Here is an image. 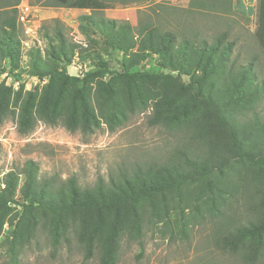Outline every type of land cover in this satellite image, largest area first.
<instances>
[{"label": "trees", "instance_id": "16d2710c", "mask_svg": "<svg viewBox=\"0 0 264 264\" xmlns=\"http://www.w3.org/2000/svg\"><path fill=\"white\" fill-rule=\"evenodd\" d=\"M142 1L45 0L49 7L90 12L78 16V29L88 44L69 43L56 23L51 34L43 25L48 41L46 58L39 49L31 50L28 73L59 78L49 79L42 89L18 91L14 95L9 87L0 83V123L11 113L15 115L16 128L21 134L29 133L39 121L48 125L59 121L70 132L89 133L101 120L110 125L120 122L117 116L123 115V111L117 109L120 102L133 112L134 106L144 100L143 89L148 91L143 83L161 77L176 81V84L162 86V97L154 94L157 99L152 104L148 124L169 127L195 114L183 130L196 144L177 145L162 162L136 166L126 172L122 170L108 175L107 180L97 177L90 187H80L75 177L59 183L53 179L41 183L37 179V164L32 160H26L18 171L10 169L0 179V237L4 225L9 227L6 239L9 255L4 264H19L17 248L31 240L38 225L48 233L53 250L72 234L85 258L96 253L98 264H117L123 235L140 243L145 220L155 225L170 224L166 216L169 196L182 197L192 185L198 194L213 193L217 190L214 176L224 168L231 169L232 162L246 161L250 169H255L257 158L264 157V124L256 111L264 87L254 81L251 64L236 68L232 64L226 66L234 43L225 41V33L210 43L201 39L193 46L188 40L178 41L172 31H163L151 24L135 29L128 22L95 15L116 4ZM18 3L19 0H14L6 5L13 15L0 23V60L9 58L14 68L20 60ZM93 38H98L101 51L118 50L124 55L123 72L117 80L98 81L94 101L90 96L89 80L97 74L103 75L107 69L102 65L100 50L91 46L96 43ZM260 44L264 47V29ZM76 53L80 60L97 61L100 68L88 72L84 78L68 76L66 66ZM148 54L160 57V67L168 73L150 75L129 71ZM57 64L62 67L61 71ZM195 70L200 71L199 76ZM174 72L192 74L190 81L176 80L171 74ZM150 94L153 96L152 92ZM247 110L252 117L242 121L238 115ZM247 171L244 170L243 177L246 182L232 180L231 183L239 185L242 193L248 192L244 207L249 218L241 221L233 216L224 217L214 233V243L221 250L253 262L264 255V171L250 174ZM237 173L238 178L244 175L240 170ZM19 175L23 182L18 187ZM16 191L23 209L12 216L14 208L10 205L17 202ZM178 213L184 214L180 210ZM187 226L189 221L177 228L186 233Z\"/></svg>", "mask_w": 264, "mask_h": 264}, {"label": "rangeland", "instance_id": "374dc122", "mask_svg": "<svg viewBox=\"0 0 264 264\" xmlns=\"http://www.w3.org/2000/svg\"><path fill=\"white\" fill-rule=\"evenodd\" d=\"M13 1L0 0V23L5 17L13 15L12 10L6 7ZM34 1L19 0V3L27 2L32 7L25 21L29 20L38 31L36 39L29 42V48L22 47L24 52L29 54L37 48L46 58L48 41L44 37L42 26L45 25L51 34L55 23L62 28L69 43L76 42L83 46L88 44V40L78 29V16L90 13L88 10L49 7L45 5V0ZM95 15L128 22L135 29L151 24L160 30L172 31L178 41L188 40L193 46L201 39L210 43L225 33V41L234 43L226 66L232 64L236 68L251 64L254 81L264 87V47L260 44V34L264 29V0H144L127 5L116 4L96 12ZM93 39L96 43H91V46L99 51V40ZM100 53L102 65L107 72L103 75L97 74L89 80L92 101L96 96L94 89L98 81L117 80L124 70L122 52L100 50ZM2 60L0 70L3 67H13L9 58ZM28 60L30 61V57ZM160 61L157 55L148 54L129 71L150 75L168 73V70L160 67ZM96 62L80 60L76 53L66 66V73L68 76H72L69 74L71 73L84 78L88 72L100 68ZM57 65L58 68L59 64ZM58 69L61 71L62 67ZM194 72L197 76L200 75L199 70ZM171 74L182 83H188L192 75L179 72ZM57 78L59 77L54 76L52 79L51 76L48 81ZM175 84L176 81L161 77L157 81L149 79L142 85L148 89L147 92L144 89L142 91L144 100L134 106L133 112L120 102L117 107L123 111V115H117L120 122H111L110 125L101 120L100 125L89 133L80 130L70 132L59 121L54 125L39 121L29 133L21 134L16 128L15 115L10 113L0 123V179L10 169L18 171L26 160H32L37 164V179L41 183L52 179L59 183L75 177L80 187H90L97 177L107 180L108 175L118 174L122 170L126 172L136 166L162 162L172 154L177 145L185 142L195 145V140H191L183 130L186 122L196 117L195 114L187 120L180 119L182 121L178 124L174 123L169 127L148 124L149 115H152V104L157 99L154 94L158 93L162 97L161 87ZM256 111L264 124V93L257 103ZM238 116L242 121L252 117L248 110ZM256 163L255 170L250 169L251 165L246 161L232 162L231 169L224 168L222 173L214 176L217 190L213 193L198 194V190L192 185L182 193V197L169 196L166 216L170 224L155 225L145 220L140 243L133 237L123 235L120 239L117 264H264V255L257 261L247 262L238 254L221 250L214 243V233L224 217L233 216L241 221L249 218L244 207L248 192L242 193L243 189L231 181H243L244 170H248V174L252 171H264V157L257 158ZM238 170L244 174L241 178H238ZM22 182V176L19 175L18 187ZM244 182L246 181L242 183ZM14 198L17 202L10 205L14 208L12 216L15 213L20 214L23 209L18 201V191ZM179 210L184 214L180 215ZM218 211L220 213L217 214ZM188 221L186 233L177 228ZM8 228L4 225L0 237V264H4L9 255V244L6 241ZM17 254L19 264H98L96 253L92 257H84L83 250L72 234H68L67 240H63L58 249L53 250L49 235L41 225L37 226L29 242L17 248Z\"/></svg>", "mask_w": 264, "mask_h": 264}, {"label": "built area", "instance_id": "2783aa9c", "mask_svg": "<svg viewBox=\"0 0 264 264\" xmlns=\"http://www.w3.org/2000/svg\"><path fill=\"white\" fill-rule=\"evenodd\" d=\"M17 9V24L20 29V46L21 54L20 60L17 67L5 68L0 70V83L11 89L12 94L21 92L34 91L48 81L49 76H33L28 73V53L22 50V47L29 48V42L36 39L37 27L30 24L29 20L25 21V17L28 16L32 7L29 6L27 2L18 3ZM35 37V38H34ZM35 46L37 44H34ZM3 61V60H2ZM68 66V65H67ZM69 72V71H68ZM72 76H78L76 74H71ZM79 77V76H78ZM3 186V185H1Z\"/></svg>", "mask_w": 264, "mask_h": 264}, {"label": "crops", "instance_id": "0c3cea01", "mask_svg": "<svg viewBox=\"0 0 264 264\" xmlns=\"http://www.w3.org/2000/svg\"><path fill=\"white\" fill-rule=\"evenodd\" d=\"M19 262H20V260H19Z\"/></svg>", "mask_w": 264, "mask_h": 264}, {"label": "clouds", "instance_id": "9594fccd", "mask_svg": "<svg viewBox=\"0 0 264 264\" xmlns=\"http://www.w3.org/2000/svg\"><path fill=\"white\" fill-rule=\"evenodd\" d=\"M20 42V41H19Z\"/></svg>", "mask_w": 264, "mask_h": 264}]
</instances>
